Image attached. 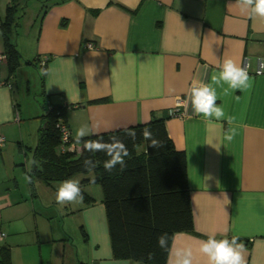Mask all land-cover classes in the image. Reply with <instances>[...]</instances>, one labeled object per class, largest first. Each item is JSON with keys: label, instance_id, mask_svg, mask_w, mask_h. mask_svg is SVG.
<instances>
[{"label": "crops", "instance_id": "1", "mask_svg": "<svg viewBox=\"0 0 264 264\" xmlns=\"http://www.w3.org/2000/svg\"><path fill=\"white\" fill-rule=\"evenodd\" d=\"M18 3L20 14L27 0ZM50 3L36 0L38 24L27 48L13 31V66L0 29V229L6 234L0 264H148L113 257L92 171L68 178L79 181L83 202L56 203L57 187L68 179L44 180L36 155L52 104L66 106L73 140L82 126L97 134L164 119L173 145L185 154L193 215L191 231L173 234L165 264L189 246L194 264H207L198 249L209 236H238L246 264H264V72L256 73L257 57L264 59V19L242 13L236 0ZM9 4L0 0V22ZM228 58L240 66L248 59L251 87L227 95L217 87V104L234 119L209 124L185 101L192 82L211 83ZM28 68L39 71V82L35 98L24 103L17 91L22 84L20 99L29 97L30 82L17 85V73ZM177 108L181 115L169 114ZM74 144L78 155L81 144ZM76 226L82 240L74 247Z\"/></svg>", "mask_w": 264, "mask_h": 264}, {"label": "trees", "instance_id": "2", "mask_svg": "<svg viewBox=\"0 0 264 264\" xmlns=\"http://www.w3.org/2000/svg\"><path fill=\"white\" fill-rule=\"evenodd\" d=\"M46 1H51V5L67 0ZM10 3L4 18H1L0 29L13 66L18 52L11 38L21 13L18 14V0H10ZM46 11L47 8L42 11V16ZM66 110L63 104H52L45 115L46 125L40 129L36 146L40 175L50 181L68 179L76 173H88L83 162L91 158L96 163L92 170L94 182L100 185L103 193L113 257L165 264L173 234L191 231L193 215L185 154L173 145L164 119L153 118L146 123L87 135L81 139V150L76 155L75 150L61 152L56 148L60 141L57 121L62 118L66 122ZM145 128L161 142L160 148L148 146L149 141L142 135ZM127 130L136 132L135 140L126 134ZM112 136L127 146L129 156L125 157L126 167L123 170L117 165L112 172H107L103 162L108 157L103 152L93 155L85 150L84 143L87 140L109 142ZM164 233L168 236L167 250L158 245V237Z\"/></svg>", "mask_w": 264, "mask_h": 264}, {"label": "clouds", "instance_id": "3", "mask_svg": "<svg viewBox=\"0 0 264 264\" xmlns=\"http://www.w3.org/2000/svg\"><path fill=\"white\" fill-rule=\"evenodd\" d=\"M240 11L249 13L252 17L264 19V0H236ZM219 72H214L211 76V83L202 81H193L188 92V99L185 103L191 104L193 112L197 116L211 124L213 121H222L227 119L229 124L232 123L233 117H226L223 107L217 104V87L223 89L225 95L231 91H245L250 89L251 80L246 68L240 66L231 58L225 59L222 65L219 66ZM42 74H47L42 70ZM227 85V87H224ZM126 134L133 140L136 138L134 130H127ZM90 135V130L86 126H82L76 131L75 140L77 143L85 136ZM143 138L149 141L150 148H160L161 142L154 138L153 133L148 128H145ZM234 136V130L230 129L225 134L224 139L231 141ZM84 148L88 152L95 155L98 152H103L108 159L103 162L105 171L112 170L120 165L121 170L126 167L125 157L129 156L127 146L116 136L110 137L109 142L102 140H87L84 143ZM34 163V161H33ZM84 167L91 172L96 163L91 158L84 160ZM31 171V168H29ZM26 179L31 182V178L26 176ZM93 182L95 178H92ZM56 203L58 205H66L69 203L83 202V194L78 180H64L56 190ZM168 236L166 233L158 237V245L167 250ZM198 251L207 257V264H246L243 255L245 246L239 242L238 236H232L231 239L222 238L216 239L215 236H209L207 240L200 241ZM169 264H194L193 250L189 247L177 249L174 254V259H171Z\"/></svg>", "mask_w": 264, "mask_h": 264}, {"label": "rangeland", "instance_id": "4", "mask_svg": "<svg viewBox=\"0 0 264 264\" xmlns=\"http://www.w3.org/2000/svg\"><path fill=\"white\" fill-rule=\"evenodd\" d=\"M35 4H36V0H27V3L23 6L22 10L23 12L21 13V16L19 18L20 21V25L17 27L16 29V33L15 36L18 40L19 43V47L22 48H27L28 45L30 44V42L32 41V38L34 36V32H35V28L38 24V16H37V10L35 9ZM5 10L6 8L3 7L2 8V14L4 18L5 16ZM36 21L35 26L33 27V33L31 35H29V37L27 36L29 28L31 26V24H33V22ZM38 73L39 71L35 68L33 69H25V70H20L17 73V85H19L21 81H25V80H29V88H30V96L28 97V95H26L25 97H22L20 99V93H22V87L20 84L18 95H19V101L22 100L24 103H26L28 100L31 101L35 98L34 94L37 91H34L37 87H38ZM38 96V95H37ZM40 98V97H39ZM73 142V141H72ZM62 223V222H61ZM72 223H74L73 221H68L66 222L67 227L72 226ZM76 229L78 232L74 233L73 231L70 232V238L72 239L73 243H74V247L77 245V243L79 244L82 240V232H80V228L79 226H76ZM75 231V230H74ZM71 254V256L74 257V251H71L70 249L66 248L65 249V255H69Z\"/></svg>", "mask_w": 264, "mask_h": 264}, {"label": "built area", "instance_id": "5", "mask_svg": "<svg viewBox=\"0 0 264 264\" xmlns=\"http://www.w3.org/2000/svg\"><path fill=\"white\" fill-rule=\"evenodd\" d=\"M0 56V60H1ZM44 64V61H42ZM249 62L247 58H244L242 67L246 68L248 71ZM264 72V59L261 57H257L256 59V73ZM182 111L180 108L177 109H171L169 110V114L172 116H178L181 115ZM57 128L59 130L60 135V141H59V151L64 152L66 150H74L75 144L71 140V132L70 129L65 121H63L62 118H60L57 121ZM4 137L0 135V146L3 145ZM6 234L3 230L0 229V241L5 238Z\"/></svg>", "mask_w": 264, "mask_h": 264}]
</instances>
